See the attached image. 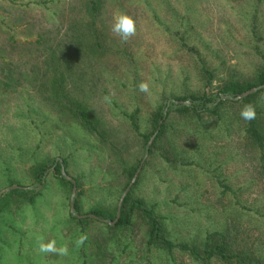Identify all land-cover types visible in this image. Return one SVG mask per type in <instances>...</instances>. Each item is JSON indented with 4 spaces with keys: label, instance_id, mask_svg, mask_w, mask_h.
<instances>
[{
    "label": "rangeland",
    "instance_id": "obj_1",
    "mask_svg": "<svg viewBox=\"0 0 264 264\" xmlns=\"http://www.w3.org/2000/svg\"><path fill=\"white\" fill-rule=\"evenodd\" d=\"M252 2H258L257 12ZM85 3L0 0V192L6 190L0 208L11 204L0 212V264H102L100 241L114 254L113 263L108 257L112 264H195L179 249L172 255L149 250L140 220L132 231L109 230L103 222L78 227L70 217L73 188L54 168L43 186L33 177L32 167L47 159H65L64 171L80 183L74 199L81 195L78 215L114 209L123 195L125 166L141 161L134 196L164 218L173 242L197 244L233 224L243 244L264 256V162L245 144L243 106L228 107L224 118L208 127L174 119L172 128L190 163L176 168L158 153L147 154L128 117L137 113L140 132L146 133L162 95L203 91L198 64L213 73L214 91L231 77L251 76L263 62L264 0H106L99 27L107 52L102 57L83 52L70 75L65 73L70 96L82 100L109 134L105 142L39 94L40 84L49 85L54 75L53 63L52 77L45 64L52 52L75 53L68 28L73 19L88 20ZM120 11L136 22V35L127 43L111 32ZM5 69L15 71L11 89L6 84L13 71L4 74ZM141 82L149 85L147 93L139 90ZM260 104L264 109V99ZM11 181L19 188L9 189ZM13 190L35 191L37 197L29 203L21 193L10 194ZM81 235L87 239L78 247ZM41 240L66 245L69 255L41 253Z\"/></svg>",
    "mask_w": 264,
    "mask_h": 264
},
{
    "label": "trees",
    "instance_id": "obj_2",
    "mask_svg": "<svg viewBox=\"0 0 264 264\" xmlns=\"http://www.w3.org/2000/svg\"><path fill=\"white\" fill-rule=\"evenodd\" d=\"M258 4V2H257ZM255 2H252L251 7L255 10ZM106 7V0H86L85 11L88 20L85 19H73L69 25V33L75 46V53L70 54L69 50L65 48L56 52H52L51 58L45 61L46 71L51 73L52 77V65L53 63V78L48 80V84L42 82L41 92L39 88V94L43 101H46L53 106H57L62 112L68 113L75 120H77L82 127L98 137H101L104 142L108 139L109 134L102 129L100 121L95 115H93L87 105L78 97L70 96V91L66 87L67 72L72 71L76 58L80 57L83 52H87L85 56L89 57V54L102 57L107 52L106 35L99 27L101 22L100 17L103 10ZM257 12V8L255 10ZM256 14V13H255ZM256 23V22H255ZM256 25L253 24V34L258 35ZM62 47V46H61ZM184 48L196 51L195 47L191 48L184 43ZM60 48V47H59ZM263 58L262 64H260L256 71L246 78H233L224 80L217 87V90H211L213 83V73L204 65L198 64L195 67L197 74L202 76L205 89L200 92H191L187 94L177 95L171 93L167 96H161V102L154 109L150 116L149 124L150 130L146 133L140 132L139 119L137 113L135 115L128 116L131 120L133 129L138 133L139 137L145 141V149L151 137L155 134L156 138L152 146L147 149V154L153 155L158 153L167 163L173 167L190 164L186 160V149L180 143L177 136V131L172 128L171 122L174 119L182 120H195L196 124H201L202 127H208L209 125H215L221 121L225 116V111L228 107L233 105H246L253 104L256 111V118L251 121L243 119V132L245 134V144L247 147L259 152L262 155L264 162V109L261 107V101L264 99V88L257 93L250 95L239 101L233 99L242 95L243 93L264 85V55L259 54ZM56 61L63 62L55 66ZM204 64V63H203ZM13 71V77L8 80L13 82L15 71L11 69H5V72ZM74 75V74H73ZM209 88V91L206 89ZM188 102V103H185ZM138 112V111H137ZM192 128V126H191ZM198 129V126L195 127ZM141 161L134 166H125L123 170V187L121 194H123L126 188L131 183L135 173L137 172ZM63 167L67 168V162L63 159L62 163L51 159H47L34 165L32 167V174L39 186H43L46 183V176L48 171L54 168V173L59 176V180L67 187L73 188V183L68 181L62 174ZM262 173L264 175V163L262 164ZM140 179L132 187L125 198L121 211V218L116 226L112 227L110 223H106L109 230L122 229L124 231H132L138 220L142 222V227L145 229L146 246L149 250H161L167 254L173 253L174 250L179 249L181 252L187 254L195 264H212L213 262H219L221 264H264V256L252 249L247 248L240 240V230L236 225H229L223 231H214L207 234V236L197 244L189 243H175L170 239V232L165 224L164 218L158 215L154 209H150L146 206L145 201L142 198L134 196V189L137 187ZM78 188L80 189V183L77 181ZM11 186L15 185L14 181H11ZM13 193L22 194L25 200L29 203H34L35 191L25 190H13ZM5 196L0 197V201ZM78 194L75 200V211L80 214V202ZM11 204L0 208V212H4L6 209H10ZM118 205L114 209L96 208L90 211L89 214H93L99 218L105 219L108 222L115 220L117 216ZM71 219L77 223L78 227L89 225L90 222H100L92 218L80 219L74 216L70 212ZM83 230V229H82ZM107 240V239H106ZM103 241V240H102ZM108 242V240H107ZM103 242H96V248L98 254H102V264H112L114 262V254L111 253L108 247L103 249ZM102 247V249L100 248ZM103 251V252H102ZM113 254V255H112ZM112 256L111 261L108 257ZM100 260V259H99Z\"/></svg>",
    "mask_w": 264,
    "mask_h": 264
},
{
    "label": "clouds",
    "instance_id": "obj_3",
    "mask_svg": "<svg viewBox=\"0 0 264 264\" xmlns=\"http://www.w3.org/2000/svg\"><path fill=\"white\" fill-rule=\"evenodd\" d=\"M136 22L132 16L128 15L125 12H117L113 16V23L111 26V32L119 37L121 42L127 43L133 36L136 35ZM139 90L141 92L147 93L149 91V85L146 82H141L139 84ZM241 117L246 121H251L256 118V111L253 104H246L240 111ZM87 236L81 235L76 240V245L82 246L86 241ZM39 251L44 254H54L58 256H67L69 255L68 247L62 246L57 247L56 241L51 240L48 242H39Z\"/></svg>",
    "mask_w": 264,
    "mask_h": 264
},
{
    "label": "water",
    "instance_id": "obj_4",
    "mask_svg": "<svg viewBox=\"0 0 264 264\" xmlns=\"http://www.w3.org/2000/svg\"><path fill=\"white\" fill-rule=\"evenodd\" d=\"M263 88H264V85H263V86H260V87L253 88V89H251V90H249V91L243 93L242 95H240V96L234 98L233 100H234V101L242 100V99H244V98L249 97V96L252 95V94L257 93L259 90H261V89H263ZM185 103H188V102H185ZM156 135H157V134H155V135L150 139V141H149V143H148V149L150 148V146H152V144H153V142H154V140H155V138H156ZM143 163H144V162H142L141 166L138 168V170H137V172L135 173V175H134V177H133L131 183H130L129 186L126 188L125 192L123 193V195L121 196V198H120V200H119L118 209H117V216H116L115 220H113V221H109V222H108L107 220L102 219V218H99V217H97V216H95V215H93V214H90V215H78V214L75 213V202H74L75 200H74V199H75L76 191H77V183H76V181H75L74 179H72L70 176H68V174L64 171V167H63V174H64V176H65L68 180H70V181L73 183V193H72L71 204H70V206H71V213H72L73 215L77 216V217L80 218V219H84V218H89V217H90V218H94V219H96V220H99L100 222H103V223H107V222H108V223H110L111 226L116 225V224L119 222L120 218H121V211H122L123 202H124L125 198L127 197V195L129 194V192L131 191V189H132V187L134 186V184L136 183V181H137V179H138V177H139V174H140V172H141V169H142V165H143ZM17 188H19V187H18V186H13V187H10L9 189H17ZM5 191H6V190H2V191L0 192V195H1L2 193H5Z\"/></svg>",
    "mask_w": 264,
    "mask_h": 264
}]
</instances>
